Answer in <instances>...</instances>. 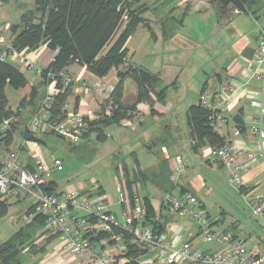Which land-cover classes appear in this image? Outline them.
Masks as SVG:
<instances>
[{
    "label": "crops",
    "instance_id": "0c3cea01",
    "mask_svg": "<svg viewBox=\"0 0 264 264\" xmlns=\"http://www.w3.org/2000/svg\"><path fill=\"white\" fill-rule=\"evenodd\" d=\"M167 2H170L171 5L163 8L162 25L154 26L151 22H148L149 30L143 26H138L125 45L130 64L135 68H141L152 75H156L158 82L155 91L163 90L162 101L154 102V112L152 114H149V108L145 103L136 106L137 109H144L147 112L146 117L149 122L144 124V121L138 128L131 130L124 127V119H121L116 124L103 129V134L106 136L103 141H98L94 132L88 133L82 139L94 137L98 142L112 140L110 145H105L104 151L110 154L113 159H119L114 169L115 172L120 170L122 177L120 180L115 178V187L116 190L120 187L128 192L124 183V172L128 175L146 173L132 150L135 144L133 142L150 131H156V127L162 121L161 151L166 150L165 147L171 143L177 149L185 151L186 154L176 153L173 156V159L179 156L184 165V173L177 180H174L172 175L173 159L172 165L167 164L166 166L165 162L162 161L155 164V166H148L149 171L157 173L162 165L161 197L165 193L173 195L192 194L195 189L194 185L197 182H207L205 179H201L202 176L200 175L205 172H219L217 168H227L226 170L231 177L235 165H246L245 169L240 171L242 187H237L239 193L246 200L247 194H264V158L256 157L250 164L246 159V154L249 151L255 153L258 147V137L250 131V127L260 116V112L252 103L259 102L264 107V82L256 80L252 76L255 50L261 30L264 31V0H256V4L244 12H239L229 6L221 15L217 13L216 4L210 0H162V5ZM0 3H3V1L0 0ZM175 13H182L185 17L178 21L175 19ZM22 14L19 15L16 23L0 22V35L5 36V33H7L10 38L9 41H11L12 36L9 27L18 24ZM194 16H199L204 21L201 26L207 29L206 34L201 35L202 39H197L199 42L196 40L193 42L192 38L197 37V34L193 33V35V31L190 32L193 29H196V32L199 30L197 28L200 24L195 25L190 21ZM166 17L171 19L170 24L167 20L163 21ZM144 18L148 20L146 17ZM170 26L172 33L165 38L163 32L160 38L154 31V27H161L163 30L164 28H170ZM139 30H145V32ZM150 31L155 38L152 39ZM135 35H137V40L134 37ZM160 39H162V89L157 90L158 72L147 68L145 64H143L144 66H136L134 61L137 53L148 55L150 43L153 44L150 48L154 49ZM23 53L25 59L12 58L8 62L14 66L19 59V62L25 68V62H31L36 67L46 68L54 55L45 45H40L34 51ZM165 55L166 59L164 58ZM184 58L186 61H178L184 60ZM63 72L74 81L86 83L85 87L76 82L65 87L69 92L65 108L73 107L74 102L77 100V111L81 113L91 111L94 113L93 118H87L89 121L110 116V106L107 103L113 88L118 83L116 69H111L102 78L96 77L87 71L85 67L77 64L67 66L63 69ZM100 82L105 84L104 88L99 87ZM224 89L227 91L228 96L222 94L221 91ZM46 90V82L39 76L36 80L27 81V84L18 90H14L9 86L5 88L8 107L16 113L17 116L13 121L18 125L8 150L18 152L19 163L27 169L33 168L38 162L50 166L53 157L48 147L40 140L46 134L31 133L37 139V142L25 140L23 134V131L27 130L31 118L36 113ZM201 92L212 99L213 104L217 105V113L225 117L224 122L216 121L213 123L214 131L220 135L229 147L239 150L238 153L231 155L232 162L228 166H223L216 159L208 156V149L211 146L206 141L199 145L186 123V110L190 106L198 104ZM137 94L138 87L135 81L126 76L122 80L121 103L131 106L136 102ZM235 117L242 122V128H238ZM261 125L264 129V115H261ZM134 134H137V137ZM1 155L2 150L0 148V160ZM49 183H54L55 192L86 193L108 205L109 210L115 215L119 216L122 209L118 205V198L113 201L100 185L96 184L89 188L87 192H82L84 188L80 185L77 187L66 186L60 189L55 182L49 181ZM138 186L136 183L132 184L131 190H135L142 199L147 198L150 200L146 193L142 194ZM203 186L205 185L202 184L201 187ZM167 189L171 190L164 192ZM161 197L157 199L158 209H155V206L153 208L155 209V220L162 226V233L165 236L178 242L189 241L207 252L218 251L221 248L219 245L205 246L198 233L197 226L189 218L178 217L165 210L161 204ZM195 197L205 212L204 203L197 196ZM26 200L29 203L28 207L22 212L24 225L30 223L35 216L26 213L27 209L33 205L32 198L28 195H20L17 199L9 201L11 205H14L24 201L27 202ZM205 213L208 216L207 212ZM184 219H187V221ZM231 227L233 229V226ZM17 230H14L13 234ZM40 233L45 234L38 237L35 244L41 242V251L30 254L28 259H31V263L28 264H75L67 252L60 247L54 235L47 233L43 228ZM229 233L236 237L233 232ZM248 240L250 239L247 238L243 242L246 244ZM114 246L121 247L122 242L109 243L106 248L112 249ZM22 264H24V261Z\"/></svg>",
    "mask_w": 264,
    "mask_h": 264
},
{
    "label": "built area",
    "instance_id": "2783aa9c",
    "mask_svg": "<svg viewBox=\"0 0 264 264\" xmlns=\"http://www.w3.org/2000/svg\"><path fill=\"white\" fill-rule=\"evenodd\" d=\"M18 57L25 59V54L13 49L10 41L0 35V61ZM25 66L34 70L47 86L46 93L27 126V131L51 134L72 145L78 143L86 129L85 119L93 118L94 113L91 111L81 113L71 107L65 108L61 119H51L48 110L64 87L75 82L85 87L86 83L74 81L63 71L53 73L46 68L36 67L31 62H25ZM129 67V58L126 57L119 70L126 71ZM252 76L264 82L263 30L255 50ZM58 85L63 88L59 89ZM99 87L104 88L105 84L100 82ZM221 92L228 96L225 89ZM198 102L203 108L215 114L212 117L213 122L225 121V117L217 113V105L213 104L208 95L200 94ZM252 105L259 109L260 116L250 127V131L258 137V147L255 153L249 151L246 154L249 164L256 157L264 158V129L261 125L264 107L259 102H253ZM146 115L144 109L136 108L130 117L124 119V127L131 130L137 128ZM9 121L12 120L4 122L5 127ZM238 152L239 150L229 147L224 142L221 147L209 148L208 156L223 166H228L232 162L231 155ZM173 162L172 175L173 179L177 180L184 173V165L179 156L175 157ZM245 166L233 167L230 181L236 187H242L240 171L245 169ZM60 171L62 162L58 158H52L50 166L38 162L33 168L27 169L19 163L18 152L2 151L0 199L13 201L20 195L30 196L33 200V215L42 219L43 230L55 236L60 247L75 264H128L131 261L136 264H264V256L257 249L247 246L229 232L214 229L212 227L214 223L208 221L200 202L190 193L181 195L165 193L161 197V204L169 213L189 218L197 226L203 243L219 245L221 248L218 251H203L200 246L189 241L178 242L154 230L146 221L147 211L143 199L133 189L129 195L126 190L117 188L118 205L122 208L119 216L113 214L108 205L86 193L46 192L44 188L48 185L52 173ZM247 202L253 216L264 218V194H247ZM100 235L107 237L100 238ZM125 235L137 250L131 259L126 256ZM116 241H121L122 246L106 248L109 243Z\"/></svg>",
    "mask_w": 264,
    "mask_h": 264
},
{
    "label": "trees",
    "instance_id": "16d2710c",
    "mask_svg": "<svg viewBox=\"0 0 264 264\" xmlns=\"http://www.w3.org/2000/svg\"><path fill=\"white\" fill-rule=\"evenodd\" d=\"M210 1L216 4L217 13L220 15L229 6L239 12H244L256 4V0ZM148 9L149 7L145 3H141V0H37L33 9L21 15L18 24L9 27L12 36L10 44L16 51L31 52L40 45H45L52 53H55L52 61L46 67V70L53 73L61 72L71 64H77L85 67L96 77L102 78L111 69H116L118 83L113 88L107 103L110 106V116L92 121L85 119L86 129L83 137L94 132L96 139L103 141L106 138L103 129L116 124L121 119L130 117L136 111L137 104H147L149 114H152L154 102L162 101L163 90L155 91L158 82L156 75L141 68H135L131 64L126 71L119 70V66L123 64L125 58H129L125 45L133 32L138 26L149 30V25L144 18ZM166 30L165 28L162 30L164 38L170 35ZM150 33L152 39L155 38L151 31ZM126 76L131 77L138 87L136 102L131 106L121 103L122 80ZM26 84V78L15 66L8 61H0V148L2 151H8L17 130V124L13 121L17 115L8 107L5 88L9 86L18 90ZM57 87L63 88L61 85ZM68 95V89L64 87L54 99L48 110L51 119L63 117ZM73 108L76 110L77 100L74 102ZM214 115L210 110L203 108L199 102L186 110V123L199 145L204 141L211 148H218L224 144L223 139L213 129L212 117ZM235 119L238 128H242V122L237 117ZM7 120L12 121H9L6 128L2 129ZM23 134L25 140L37 142V139L27 130H24ZM137 174L142 175L143 173L133 175ZM123 177L130 195L131 186L136 183V176L132 179L133 177L130 178L124 172ZM44 190L49 193L55 192L54 183H48ZM170 190L167 189L164 192ZM143 200L147 211V223L153 225V229L157 232H162V226L155 220V209L149 199L144 198ZM9 206L8 200L0 199V220L7 214ZM33 212L32 205L26 213L33 214ZM42 228V219L39 216H34L30 223L20 227L10 238L1 243L0 264H22L23 250L26 247L33 248L35 246L36 239L45 234L40 233ZM99 237L106 238L107 235ZM124 243L127 246L126 256L130 259L133 258L137 250L126 235ZM37 251H41V249L39 248ZM128 264L136 263L131 261Z\"/></svg>",
    "mask_w": 264,
    "mask_h": 264
},
{
    "label": "rangeland",
    "instance_id": "374dc122",
    "mask_svg": "<svg viewBox=\"0 0 264 264\" xmlns=\"http://www.w3.org/2000/svg\"><path fill=\"white\" fill-rule=\"evenodd\" d=\"M36 2L37 0L3 1V3H0V22L7 21L9 23H16L19 15L33 9ZM141 3H145V5L149 7L148 11L144 14V17L148 19L146 20L147 23L151 22L154 26H158V24L162 25L163 8L170 7L169 5H171V3L167 2L162 5V0H141ZM174 16L178 21L185 17L182 13H175ZM166 20L168 24H170L171 19L166 17L163 21ZM187 20L189 21L188 18ZM190 21L195 25L200 24L199 28H197L199 29L197 32L196 29L190 31H193L192 34H197V37L192 38L193 42H195V40L197 41V39L201 40V35H205L207 32V29L201 26L204 21L200 19L199 16L192 17ZM154 28L155 33L161 38L162 28ZM139 31L145 32V30ZM166 31L171 34V26L170 28L168 27ZM2 36L6 40H10L7 33H5V36ZM136 36L137 35L134 37L137 40ZM152 46L153 44L151 42L148 47L150 51L148 55L137 53L134 63L136 66H142L145 64L147 68L158 72L159 83L157 85V90H160L162 89V39H160L158 44L154 46V49L150 48ZM164 58L166 59V55ZM178 61H186V59L184 58V60L182 59ZM14 66L23 73L27 81L38 79L34 70L23 67L19 62V59ZM143 122L144 124L149 122L147 121V117L144 118ZM161 125L162 121L160 122V125L156 127V131H150L143 137H138L133 142L135 144L132 150L146 173L142 175H129V177H133L132 179H134V176L137 177H135L136 184L139 185L138 187H140L142 194L146 193L149 196V201H151L153 207L155 206V209H158L157 199H160L162 195V186L160 184V180L162 179V165L159 167L157 173L149 171L150 169L148 166H155V164L158 162L161 163L162 161L165 162L166 166L167 164L172 165L174 154H186L185 151L177 149L171 145V143L165 147L166 150L161 151ZM5 128L6 127L3 124L2 129ZM134 136L137 137V134H134ZM40 140L48 147L50 154L53 156L52 158H58L62 162V171L53 172L49 181L55 182L60 189L66 186L77 187L80 185L84 188V191L82 192H87L89 188L97 184L108 193L113 201L117 200L115 178L120 180L122 174L120 173V170L115 172L114 168L119 159H113L110 154L104 151L105 145H110L112 143L111 139L104 142H98L94 137L85 138L72 145L59 137L46 134L45 136H42ZM127 151L130 152L129 149H127ZM217 169L219 172H205L203 175H200L202 176L201 179H205L207 182H197L194 185L195 189L192 194L197 196L204 203L205 212L208 214V221L214 223L212 225L214 229L233 232L236 238L242 241L249 238L250 240H248L246 244L257 249L264 256V218L255 217L251 214L247 200L239 193L237 187L231 183V177L226 170L227 168ZM202 184L205 186L201 187ZM26 201L27 202L24 201L14 205H11L10 203L7 214L0 220V244L10 238L14 230L19 229L24 225L22 212L28 207L29 203L28 200ZM184 220L187 221V219ZM231 226H233V229ZM40 245L41 242H38L33 248L26 247L23 250L22 257L24 264L31 263V259L28 258H30L31 253L40 248ZM209 245L210 244H205V246Z\"/></svg>",
    "mask_w": 264,
    "mask_h": 264
}]
</instances>
